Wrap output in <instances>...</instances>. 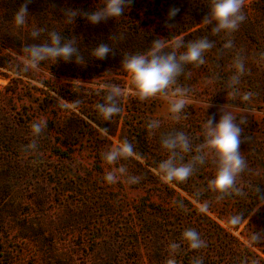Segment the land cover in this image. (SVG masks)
<instances>
[{"label": "rangeland", "instance_id": "obj_1", "mask_svg": "<svg viewBox=\"0 0 264 264\" xmlns=\"http://www.w3.org/2000/svg\"><path fill=\"white\" fill-rule=\"evenodd\" d=\"M23 2L0 0V264H193L195 258L203 264H264V0H245L238 30L217 35L202 22L209 0H133L123 16L98 25L83 18L66 24L61 8L90 11L102 0H32L26 25L18 28L12 17ZM173 6L180 12L168 29L165 18ZM33 28L45 29L38 40L30 36ZM50 31L75 37L87 63L44 61L39 70L25 72L17 58L22 46L43 42ZM157 36L215 42L204 64L186 65L177 79L188 89L179 118L162 97L140 101L132 95L121 66L123 55L146 51ZM99 43L111 44L115 55L90 57ZM238 58L245 71L228 88ZM112 84L126 92L121 112L105 122L96 105ZM244 93H252L249 101ZM229 102L247 117L241 125L247 168L237 177L239 193L208 188L217 163L207 150L187 181L162 182L156 169L168 153L161 137L185 132L192 151L181 155L189 162L204 142L206 118L216 113L218 120V107ZM37 119L46 120L47 128L33 150L27 146ZM153 120L160 123L155 134L147 128ZM125 139L139 158L119 163L140 180L129 184L121 177L109 184L102 153ZM234 216L239 223H232ZM186 229H195L206 247L189 248L182 241ZM256 233L258 241L252 239ZM173 243L180 245L175 251Z\"/></svg>", "mask_w": 264, "mask_h": 264}, {"label": "clouds", "instance_id": "obj_2", "mask_svg": "<svg viewBox=\"0 0 264 264\" xmlns=\"http://www.w3.org/2000/svg\"><path fill=\"white\" fill-rule=\"evenodd\" d=\"M31 2L32 0H24L15 11L12 17L14 26L20 28L26 25ZM132 2L133 0H102V6L96 7L94 10L84 11L78 8L63 7L61 11L66 24H75L77 18H83L90 25H98L123 16ZM244 3L245 0H209L208 12L203 17L202 22L205 25H211L213 35L221 32H235L246 18L242 11ZM52 6L55 7V4L53 3ZM179 12V7L169 8L165 18L166 28L174 27L173 21ZM44 31L45 29L42 28H33L30 36L33 40H38ZM214 47L215 42L208 37L185 43L181 37L169 42L165 38L157 36L150 42L146 51L123 55L121 66L130 76L132 95L140 101L162 97L168 100L169 111L174 118H179V114L188 102V89L178 86L177 79L184 72L186 65L199 66L204 64L205 53ZM228 47H231L230 41L225 44V48ZM21 53L22 55L17 58L23 65L25 72L39 70L44 61H52L54 64L59 60L78 65L87 63L76 38H65L56 31L48 32L47 39L43 42L24 44ZM109 55H115L114 47L109 43H99L89 53V56L96 60H105ZM235 69V74L228 81V88H234L235 85L239 84L240 77L244 74V63L239 58L235 62ZM125 92V89L116 84L107 87V94L104 96L103 102L96 105L100 117L105 122H110L114 116L121 112L119 99ZM236 95L235 92L231 93L232 98H235ZM251 97L252 93H244L242 99L249 101ZM75 104L78 105L79 101H76ZM208 107L211 105L208 104ZM218 114V120L216 113L206 118L203 126L204 142L196 149L197 155L193 156L187 163L183 162L181 154L192 151L189 136L183 131H175L161 137V147L168 153L167 158L162 160L156 169V174L162 182L172 184L173 182L187 181L193 174L194 166L204 163L205 150H207L214 154L217 163L215 176L208 181V188L222 195L231 192L239 193V189L236 188L237 177L247 168V162L241 154V144L244 143L241 125L247 122V117L243 110H236L230 102L220 105ZM159 127L160 123L156 120L147 124L148 130L152 134H155ZM46 128L47 121L44 119H37L32 122L30 132L33 139L31 144L27 146L28 148L33 150L37 148L38 138ZM102 132L107 135L109 129L105 127ZM138 158L133 144L127 139L110 147L102 153V159L110 166L105 173L104 180L109 184H115L120 181L121 177H126V183H138L140 178L128 176L127 169L119 163L122 160ZM117 165L119 166L117 167ZM259 191L256 189V192ZM222 195L218 198H222ZM259 199L264 202V194H261ZM240 219V216H234L232 223H239ZM260 238V233H256L252 237L254 241H258ZM182 241L194 251L206 247L205 242L195 229L184 230ZM179 247L180 245L176 243L170 245L173 251ZM193 264H203V262L199 258H195Z\"/></svg>", "mask_w": 264, "mask_h": 264}, {"label": "trees", "instance_id": "obj_3", "mask_svg": "<svg viewBox=\"0 0 264 264\" xmlns=\"http://www.w3.org/2000/svg\"><path fill=\"white\" fill-rule=\"evenodd\" d=\"M21 53V52H20ZM22 54V53H21Z\"/></svg>", "mask_w": 264, "mask_h": 264}]
</instances>
